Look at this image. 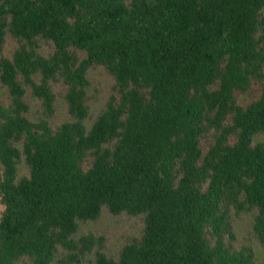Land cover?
Instances as JSON below:
<instances>
[{
  "label": "trees",
  "instance_id": "1",
  "mask_svg": "<svg viewBox=\"0 0 264 264\" xmlns=\"http://www.w3.org/2000/svg\"><path fill=\"white\" fill-rule=\"evenodd\" d=\"M97 65L115 93L88 127ZM59 80L71 119L52 126ZM0 81V264H259L233 213L264 248V0H0ZM104 209L144 217L118 259L80 232Z\"/></svg>",
  "mask_w": 264,
  "mask_h": 264
},
{
  "label": "rangeland",
  "instance_id": "2",
  "mask_svg": "<svg viewBox=\"0 0 264 264\" xmlns=\"http://www.w3.org/2000/svg\"><path fill=\"white\" fill-rule=\"evenodd\" d=\"M17 42L7 37V41L4 47V56L11 58ZM41 54L49 56L54 51V47L51 43H41L39 48ZM87 77L90 81L88 88L87 103L90 107V116L86 119L85 123L90 127L96 119L99 112L106 108L107 102L112 94H114V78L102 67L94 66L88 73ZM52 90L55 94V113L50 119L52 126H57L66 120H70L71 116L67 109V103L65 95L67 92V85L61 80L52 82ZM261 92V86L254 84L252 91L249 94H240L238 101L241 105L245 106L259 97ZM26 101L30 106L28 113L29 119L35 121L43 111L41 101L34 97L30 91H28ZM0 102L8 105L10 97L8 90L2 85L0 81ZM232 142L235 138H232ZM264 141V135H257L254 138V143ZM213 143L212 132L207 137L201 140V147L204 151H207L209 146ZM90 165V159L85 162V167ZM29 175V167L25 162V158L21 161L18 168V178ZM5 210V206L1 202L0 196V217ZM253 213H241L238 217L233 213V224L235 232L234 246L236 249H241L244 245H250L254 252L259 264H264V248L254 237L252 230ZM81 233H93L96 236H104L106 247L105 252L114 259H118L124 245L134 237H140L144 230V217L137 216L131 217L126 214L112 215L106 209L102 211L100 218L96 221L81 222ZM20 264H32L30 260H24Z\"/></svg>",
  "mask_w": 264,
  "mask_h": 264
}]
</instances>
